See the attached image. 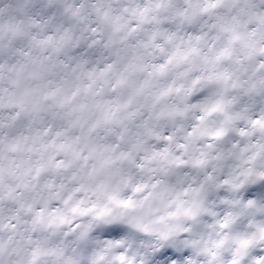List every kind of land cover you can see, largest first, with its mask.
I'll list each match as a JSON object with an SVG mask.
<instances>
[{
  "label": "clouds",
  "instance_id": "clouds-1",
  "mask_svg": "<svg viewBox=\"0 0 264 264\" xmlns=\"http://www.w3.org/2000/svg\"><path fill=\"white\" fill-rule=\"evenodd\" d=\"M264 0H0V264H258Z\"/></svg>",
  "mask_w": 264,
  "mask_h": 264
},
{
  "label": "snow or ice",
  "instance_id": "snow-or-ice-1",
  "mask_svg": "<svg viewBox=\"0 0 264 264\" xmlns=\"http://www.w3.org/2000/svg\"><path fill=\"white\" fill-rule=\"evenodd\" d=\"M258 264H264V257L260 258V260L258 261Z\"/></svg>",
  "mask_w": 264,
  "mask_h": 264
}]
</instances>
